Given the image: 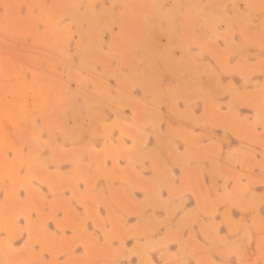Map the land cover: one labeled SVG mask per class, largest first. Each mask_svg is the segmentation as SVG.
<instances>
[{
	"label": "rangeland",
	"instance_id": "1",
	"mask_svg": "<svg viewBox=\"0 0 264 264\" xmlns=\"http://www.w3.org/2000/svg\"><path fill=\"white\" fill-rule=\"evenodd\" d=\"M0 264H264V0H0Z\"/></svg>",
	"mask_w": 264,
	"mask_h": 264
}]
</instances>
